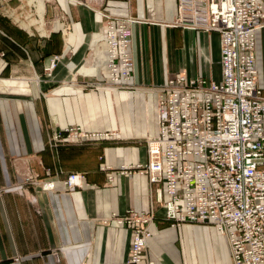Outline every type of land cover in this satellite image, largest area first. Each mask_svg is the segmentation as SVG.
Listing matches in <instances>:
<instances>
[{
    "label": "crops",
    "instance_id": "0c3cea01",
    "mask_svg": "<svg viewBox=\"0 0 264 264\" xmlns=\"http://www.w3.org/2000/svg\"><path fill=\"white\" fill-rule=\"evenodd\" d=\"M58 3L66 14L65 4ZM176 4L101 0L91 13L76 5L75 18L68 17L75 28L68 41L63 22L36 37L0 11V264H16V257L21 264H131V230L114 220L128 209L155 215L140 264H233L226 239L214 227L172 226L163 217L161 184L118 172L146 162L145 142L157 133L156 88L165 79L177 72L220 77L219 35L180 27L176 41L179 29L169 24ZM107 14L136 19L129 24L136 90L114 91L100 83L107 78ZM89 23L92 30L83 29ZM152 26L166 32L162 51L143 45ZM157 28L151 33L156 40ZM84 37L102 60L97 55L82 63L81 48L71 57V47L77 50ZM51 55L62 60L48 74ZM255 60L264 87V25L256 32ZM68 127L89 136L64 137ZM56 133L63 141L54 139ZM70 175L77 185L68 186ZM45 182L53 188L42 189Z\"/></svg>",
    "mask_w": 264,
    "mask_h": 264
},
{
    "label": "built area",
    "instance_id": "2783aa9c",
    "mask_svg": "<svg viewBox=\"0 0 264 264\" xmlns=\"http://www.w3.org/2000/svg\"><path fill=\"white\" fill-rule=\"evenodd\" d=\"M176 8L171 26L219 35L220 77L211 80L177 72L165 79L156 88L157 133L145 142L146 162L120 167L118 172L128 179L143 174L151 184H161L166 197L163 217L172 226L210 225L226 239L233 264H264V87L258 83L255 60L264 3L177 0ZM135 21L104 16L107 78L99 81L114 91L138 89L131 82L129 24ZM58 58L50 56L46 72ZM63 131L72 139L89 136L76 127ZM54 139L63 141L61 133ZM77 182L70 175L66 183L71 187ZM53 186L41 184L44 190ZM154 218V213L134 209L114 215L118 225L131 230L129 263L143 261ZM21 261L14 258L16 264Z\"/></svg>",
    "mask_w": 264,
    "mask_h": 264
},
{
    "label": "rangeland",
    "instance_id": "374dc122",
    "mask_svg": "<svg viewBox=\"0 0 264 264\" xmlns=\"http://www.w3.org/2000/svg\"><path fill=\"white\" fill-rule=\"evenodd\" d=\"M44 4V12L43 14H39L37 11L38 9V0H3L2 6L0 7L4 14L8 15L10 19H12L16 25V27H19L20 30H28L31 33H33L36 37H45L50 30H56L58 25H60V22H63L61 24L62 31L64 32V37L68 41L70 38V35H73V30H75L74 26H72V20L68 17L75 18V6H85L88 11L86 13H91L92 8L96 6L98 2L101 0H41ZM65 4L63 8H66V14H64L63 10L60 9L59 2ZM90 15V14H89ZM90 17V16H89ZM59 19L60 21H57ZM56 20V21H55ZM156 23V24H155ZM160 22H153L154 25H160L157 24ZM90 26L83 27L85 30H92V24L89 23ZM165 24V23H162ZM169 24H171L169 22ZM156 27L157 26H152ZM152 27L148 31V37L147 42L143 41V45L150 48H156V52L162 51L164 44H166V32L164 30L156 29L158 31V39H154ZM162 27V26H159ZM164 28V27H163ZM175 29H179L175 32V40L178 39L180 42L181 40V29L180 27H176ZM40 35V36H38ZM154 37V38H153ZM165 37V40H164ZM150 39V40H149ZM82 44L80 47L77 48V50H73V46L71 47V57L74 58L77 51L81 48L82 50V63L88 62L90 59L97 57V55H100V60L103 59L102 53L100 51L94 52L89 44L87 43L88 40L84 37L82 40ZM177 41V40H176ZM73 42H75V39H73ZM176 43V42H175ZM80 52V51H78ZM62 58H58V61H61ZM47 72L48 74H51V72ZM71 77V76H70ZM203 224V223H201Z\"/></svg>",
    "mask_w": 264,
    "mask_h": 264
},
{
    "label": "bare ground",
    "instance_id": "6f19581e",
    "mask_svg": "<svg viewBox=\"0 0 264 264\" xmlns=\"http://www.w3.org/2000/svg\"><path fill=\"white\" fill-rule=\"evenodd\" d=\"M37 7H38L37 11L39 12V14H42V11H43V3H42L41 0H38V6Z\"/></svg>",
    "mask_w": 264,
    "mask_h": 264
}]
</instances>
